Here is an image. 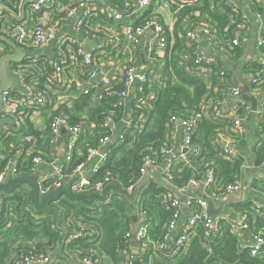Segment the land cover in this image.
I'll return each mask as SVG.
<instances>
[{"label": "built area", "instance_id": "obj_1", "mask_svg": "<svg viewBox=\"0 0 264 264\" xmlns=\"http://www.w3.org/2000/svg\"><path fill=\"white\" fill-rule=\"evenodd\" d=\"M220 1L231 11L242 14V28L255 29L253 53L244 60L247 63L257 62L259 65V70L250 72L248 79H245L249 82L251 93L258 98L256 111H253L250 101L241 97L244 82L238 84L233 75L234 68L242 69L245 62L240 57L234 60L228 56L227 47L218 29L209 20L201 17L198 10L192 12L195 19L187 17L180 20V12L186 5L193 4L189 0H26L23 8L27 10V14L23 18L14 19L9 15L7 20L0 18V37L19 45L27 61L17 67L11 65L12 74L19 77L20 83L24 84L27 80V65L31 63V59L42 61L43 75L48 82L57 85L61 90L53 98L41 94L34 97L22 96L13 86L2 93L0 135L11 140L3 150L4 164L0 168V183L21 173H36L47 164L50 170L44 173L41 171L37 179L41 198L68 183L71 184L73 193L90 197L103 194L105 185L111 181L132 192L153 171V179L175 188L172 190L168 187L170 191L161 194V198L172 211L165 239L173 244L176 251H185L191 240L198 235L200 227L203 228L205 238L211 240L222 232L225 222L236 236L240 250L247 249L252 256H261L264 253V234L262 230L255 231L252 228V218L264 209L262 200L254 202L253 209L258 211L255 213L250 211L251 206L249 209L237 208L238 213L235 216L224 213L225 211L213 216L208 211L209 198L216 204L228 196L243 192L244 181L241 178L220 186L218 167L216 163L209 161L194 167L195 171L185 185L179 186L174 182L173 172L176 169L182 171L186 166L193 167L192 158L202 154L203 147L196 141V137L203 112L209 110L211 117L228 122L230 132L224 130L221 124L215 128L212 139L213 145L219 147L221 154L227 159H244L241 146L250 132L248 124L245 123L249 114L255 113L260 118L264 117V14L257 10L262 1L247 0L245 5H240L238 0ZM23 8L19 11L23 12ZM165 13L170 17V22ZM44 14H48L49 19H44ZM253 15L256 24L250 22L249 16ZM241 33L236 32L229 47L246 45V39L241 37ZM177 36L185 42L179 68L186 66L192 75L202 77L208 88L221 92V97L214 98L211 106H207L208 99L202 101L198 113L195 110L190 114L177 112L168 116L165 141L157 147H148L146 151L144 148L140 153L137 184L123 187L110 173L98 177L96 173L105 164L110 148L115 143L113 137H116V142L118 139L124 140L127 133L143 131L156 118L151 117L150 113L154 109L158 93L168 84L153 85L152 75L161 57L172 60ZM86 39L93 42L86 46ZM205 45L212 47L211 53L204 51ZM3 49L0 46V51ZM35 49L51 51L47 55L37 56L32 52ZM106 59H111L113 63L105 64ZM228 60L236 62L233 67H228ZM214 66L221 67L218 73L213 72ZM69 67H74L80 77L75 85L63 78ZM173 68L168 66L167 72L174 73ZM227 71L232 73L231 76L227 75ZM214 74H218L216 84ZM82 96L90 100L84 108L93 101L102 99H115V104L126 106L122 114L114 108L112 112L103 113L101 121L95 119L90 138L95 135L96 130L102 133L100 137H96V145L83 146V137L88 126L86 118L75 121L71 119L78 113L73 111V105ZM230 97L236 98L238 103V112L232 118L228 111ZM47 106L52 108L48 122V139L55 145L56 152L53 158L47 159L36 147L25 160L19 149L26 144H34L36 137L33 134L16 133L23 126L24 109L37 111L40 107ZM255 135L257 141L264 140V122L256 127ZM59 150L63 151L62 159L58 157ZM93 158H96V162L92 167V176L89 177L82 174V170ZM20 166H26L27 171H21ZM26 190L30 191L29 188L21 187L15 192L28 198L26 209L32 210L34 218L39 221L43 214L33 209ZM7 195L10 194L0 193V203ZM109 198L104 201L95 200L93 203L99 208L100 203ZM184 206L189 211L186 220H183ZM135 213L138 218L133 222L132 229L126 232V236L133 243L134 240L138 242L141 252L150 249L151 257L160 255L167 248L166 240L153 241L150 238L151 218L147 209L136 204ZM70 221L69 219V224ZM81 231L70 234L67 244L79 237ZM176 231L177 236L173 237L172 233ZM247 232L251 233L250 239L245 238ZM59 248V245L50 246L47 241L40 251H35V243L32 242L29 244V251L16 246L7 257L6 264H111L106 257L97 255L92 249L74 247L73 252L68 255ZM55 249H58L56 253ZM59 251L57 260L55 254ZM74 253L79 256L74 255L75 260L71 261ZM125 253V264H136L133 260L135 253Z\"/></svg>", "mask_w": 264, "mask_h": 264}, {"label": "trees", "instance_id": "obj_2", "mask_svg": "<svg viewBox=\"0 0 264 264\" xmlns=\"http://www.w3.org/2000/svg\"><path fill=\"white\" fill-rule=\"evenodd\" d=\"M6 1L10 5L14 1L16 2V0ZM189 1L193 4L186 5L180 12V20L187 17L193 20L195 16L192 15V12L200 11L201 17L209 20L218 29L227 47L228 56L234 60H238V57L243 56L245 47H229L236 32L243 30L241 27L242 14L231 11L220 0ZM257 10L264 14V1ZM0 46H5L4 51H0V57L4 53L14 51L8 39L0 37ZM21 62L11 64L13 67H17L26 64L27 61L23 59ZM258 68L257 62H245L241 70L243 73H250L256 72ZM220 69L221 67L214 66L213 72L218 73ZM190 71L186 66L175 69L181 83H169L158 93L154 109L150 113L151 117H156L154 121L143 131L132 134L127 133L124 140L118 139L117 142L113 143L105 164L96 173L98 177L110 173L117 178L123 187L137 184L140 153L144 148H146V151L148 147H157L165 141L168 116L177 112L190 114L195 110H198L196 111L198 113L201 110L199 109V103L209 97H221V92L208 88L207 82L202 77L194 76ZM231 74L227 71L228 76H231ZM28 77L29 75L26 76V79ZM213 78L214 84H216L218 74H214ZM44 80L45 76L42 77V82ZM99 101L102 109L96 110L95 119L98 121H101L103 113L112 112L115 108L119 114H122L123 109L126 107L115 104V99H102ZM89 102L88 97L82 96L73 105V111H82ZM71 119L75 121L78 118L71 117ZM211 119L212 117L204 116L200 121L196 141L202 145L203 151L199 157L192 158L193 167L186 166L182 171L176 169L173 172L174 182L179 186L186 184L195 171L194 167L197 168L201 163L209 161L216 163L220 186L235 180L237 176L235 173L240 170V165L243 162L242 158H225L221 154L220 148L212 145L213 137H210L208 133L202 135L204 124ZM136 131L138 130L136 129ZM101 134L100 130H96L93 137L85 139L87 141L83 140V146L85 144L96 145V137H100ZM10 140V138L0 135V153L5 147H8ZM253 151L255 154L254 162L257 165H262L264 163V140H259L258 143L254 144ZM195 159L196 161H194ZM3 164L4 159L0 160V168ZM20 169L26 172L28 168L20 166ZM168 187L175 190L167 183L163 184L158 179L150 178V181L140 192L137 202L130 204L113 191L107 201L100 203L99 208L95 207L94 203L87 204L83 201L64 197L57 204L60 207L61 226L63 228L57 227L52 214H43L41 219L37 221L32 210L26 209L29 200L21 193L15 192L7 195L0 203V264H6L7 257L16 246L29 251V244L32 242L35 243V251H40L46 241L50 246L59 245L61 251L65 250L64 252L68 255L73 252L74 247L83 250L92 249L97 255L106 257L111 264H125L127 261L125 251L131 253L134 245L133 240L126 236V232L132 229V213L136 211V204H141L149 212L151 218L150 238L153 241L166 240L167 223L172 211L163 203L161 194L166 193L169 190ZM261 190H264V180H262ZM26 193L30 197V191L26 190ZM249 202L240 203L236 206L238 209H249L253 201ZM69 219L71 220L70 224ZM53 224L55 227H53ZM252 228L255 231L262 230L264 234V217H258L255 221L252 218ZM80 230L82 231L79 237L67 244L66 240L70 234ZM177 232L172 233V236H177ZM166 242L167 248L160 255L151 257V250L148 249L142 252L137 264H264V253L261 256H252L247 249H239L236 236L232 234L229 224L225 222L223 223L222 232L211 238V240L205 238L203 228L200 227L198 235L191 240L185 251H176L173 244L168 243L167 240ZM72 255L79 256L75 253Z\"/></svg>", "mask_w": 264, "mask_h": 264}, {"label": "crops", "instance_id": "obj_3", "mask_svg": "<svg viewBox=\"0 0 264 264\" xmlns=\"http://www.w3.org/2000/svg\"><path fill=\"white\" fill-rule=\"evenodd\" d=\"M26 0H16L14 1L12 5L6 0H0V18H5L7 20V15H9L11 18L18 19V18H23L27 14V10L23 8L25 5ZM264 1V0H261ZM240 5H245L247 0H238ZM23 8V12H20L19 10ZM163 10V9H162ZM166 19L170 22V17L165 13ZM44 19H49L48 14H44ZM250 22L252 24H256V20L253 16H249ZM264 19V18H263ZM2 22L0 20V28H1ZM255 29L253 27H244L243 30L241 31V37L245 40V53L243 56L240 57V60L244 61L247 59V56L251 55L254 50V43H255V36L256 33L254 31ZM1 32V30H0ZM88 43L86 46H89ZM5 49V46H2ZM206 45L204 46V48ZM185 48V42L181 41V38L177 36L176 38V44L174 48V55L172 56V60H168L165 56L160 58V62L155 65V71L152 75L153 79V85L155 84H161V83H166V84H180V80L178 79L175 69H178L180 67L179 65V59L181 56V51H184ZM3 49V50H4ZM51 49H35L33 52V55L40 56L41 54H49ZM205 51V50H204ZM12 52V51H10ZM139 58L141 59V54L139 55ZM25 59V57L23 58ZM22 59V60H23ZM245 59V60H244ZM21 60V61H22ZM225 60V57L223 56V61ZM20 61V62H21ZM105 64L110 65L113 63L111 59H106ZM22 63V62H21ZM236 62L232 60H228L226 64H228V67H233ZM11 65L12 64H7V70L10 75V77L13 80V88L15 90H19L20 93L23 95L27 96H39L41 95H46L49 98L55 97L59 92L61 91L57 85H53L52 83L47 81V77L43 75V62L42 61H37L31 59V63L27 65V75L29 77L27 78L26 82L24 84L20 83V79L17 76H14L11 71ZM168 66H173L174 68L172 69L174 73H171L170 71L167 72ZM241 67L234 68V74L236 78V82L243 83L245 79H248V74L249 73H243L242 70L240 69ZM163 75H162V74ZM21 76L23 74L21 73ZM45 76V80L42 82V77ZM64 80L68 81L72 85H75V81L79 80L80 77L78 75L77 70L74 67H69L63 74ZM57 86V87H56ZM213 97H209L207 101V106H211ZM201 104V103H199ZM200 106V105H199ZM102 109L100 108V102L99 101H93L88 107L84 108L82 111H79L78 113H75L74 117H77L78 120L82 119L83 117L86 118V125L87 126V133L83 137L84 141H87L85 139L90 138V132L92 131V125L95 122V113L96 110ZM208 109H211L208 108ZM229 116L232 118V116L236 115L238 112V103L237 99L234 97H230V105L228 107ZM51 113H52V108L47 106V107H40L37 111L33 109H24V119H23V126L21 129L17 130V134H33L36 137V141L34 144H26L22 148L19 149L20 155L23 159L27 160L32 151L36 147L39 149L40 153L43 154V156L47 159L53 158V154H55L56 149L55 145H52L51 142L48 139L49 135V120L51 118ZM212 115V113H211ZM208 117L210 118V112H203L201 114V119L202 117ZM150 118V117H149ZM214 118V117H212ZM229 118V117H228ZM264 122V117H259L258 114L251 113L249 114V117L245 119V123L248 124V127L250 128V132L247 135V138L243 145L241 146L242 152H243V162L240 165V170L238 171L235 180L238 178H241L242 181H244V190L241 193L233 194L231 196H235L236 198H239L236 203L234 202H229L227 207L225 208L224 213H231V216H235L238 213L237 209V204L240 203H250L249 201H253V204L251 205L252 209L250 210L252 213L258 212L253 209L254 202L256 201H261L263 202L264 205V190H261L262 186V180H264V165H257L254 160H255V154L253 151V145L258 143L256 135H255V129L258 127V125ZM222 124V127L224 130L227 132H230V126L228 125V122H225L222 120L217 119H211L207 123L204 124V129L202 135L204 136L205 134H209V136L213 137V130L214 128H218ZM146 125V124H144ZM200 127V125H199ZM65 130L63 131V134H65ZM15 138H20V137H15ZM48 139V141L46 140ZM213 145V142H211ZM60 147V145H59ZM61 148V147H60ZM62 150V149H61ZM61 150L58 152V157L61 155ZM63 156V154H62ZM3 158V151L0 153V159ZM96 162V158H93L90 160L85 167L82 170V174L91 177L92 176V167ZM50 170V167L45 164L42 166L41 170L39 171L41 173H44L46 171ZM38 172V171H37ZM27 186V185H25ZM29 189L30 187L27 186ZM112 192L114 189L111 190ZM228 196V197H231ZM221 202L216 203V205H219ZM183 220H186L189 216V211L188 209L184 208L183 211ZM258 217H264V209L262 211H259V213L254 214L253 221H255ZM57 225V224H56ZM251 233L247 232L245 234L246 239H250ZM139 248V246H138ZM135 247V244L133 245L132 252H134L137 256L141 257L142 252ZM60 250V248H59ZM58 251V249H55V253ZM60 254V251L55 254V257L57 259V256ZM58 260V259H57ZM75 260V256L72 255V260Z\"/></svg>", "mask_w": 264, "mask_h": 264}, {"label": "water", "instance_id": "obj_4", "mask_svg": "<svg viewBox=\"0 0 264 264\" xmlns=\"http://www.w3.org/2000/svg\"><path fill=\"white\" fill-rule=\"evenodd\" d=\"M263 23H264V19H263ZM9 42L12 45L14 51L4 53L0 57V109H1L2 93L4 91L9 90L13 86V80L8 74L7 64L18 63L25 56L24 51L20 48L19 45H17L16 43L10 40ZM92 42L93 40L86 39L85 45ZM204 50L206 53H211L212 47L206 46ZM214 53L218 54L217 52ZM241 97L250 101L252 103L253 111H256L258 106V98L251 93L250 85L247 80H244ZM113 142H116V137H113ZM62 153L63 151H61V155H59L60 159H62ZM39 176H40V172L38 171L36 173H21L15 177H9L6 182L0 183V193L12 194L17 189L21 188L23 185H28L30 187V203L33 209L37 213L52 214L55 218L57 226L63 228L61 226L60 207L57 205V203L61 201L62 198L67 197L72 200H79L87 204H92L93 202H95V200L104 201L107 198H109L111 190L114 189V191L120 197H123L128 203L132 204L138 200L140 192L150 181V178L155 177V173H153V171L149 172L143 178V180L133 189L132 192H128L127 190L123 189L122 187H120V185L117 182L111 181L105 185L103 194H94L91 195L90 197L73 193L71 190V184L68 183L67 185L60 187L57 191L53 193H49L43 198H41L39 195V188L37 182ZM238 199L239 198H236L235 196H231L224 199L219 205H216L215 201L209 198L208 211L213 216L219 215L224 211V209L227 207L229 202L236 203ZM184 207L185 209H187L186 206ZM137 218L138 215L137 213L134 212L132 214L133 222H136ZM134 244L135 247L138 248L139 246L138 242L134 240ZM133 260L137 264L138 261L140 260V257L135 254Z\"/></svg>", "mask_w": 264, "mask_h": 264}, {"label": "rangeland", "instance_id": "obj_5", "mask_svg": "<svg viewBox=\"0 0 264 264\" xmlns=\"http://www.w3.org/2000/svg\"><path fill=\"white\" fill-rule=\"evenodd\" d=\"M22 187H23V188H26V189L28 188L27 186H24V185H23Z\"/></svg>", "mask_w": 264, "mask_h": 264}]
</instances>
